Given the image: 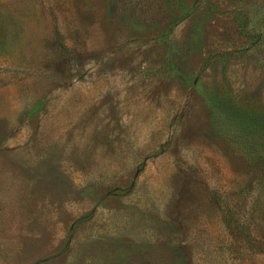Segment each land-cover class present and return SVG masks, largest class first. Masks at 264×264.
Masks as SVG:
<instances>
[{
  "label": "rangeland",
  "instance_id": "obj_1",
  "mask_svg": "<svg viewBox=\"0 0 264 264\" xmlns=\"http://www.w3.org/2000/svg\"><path fill=\"white\" fill-rule=\"evenodd\" d=\"M0 264H264V0H0Z\"/></svg>",
  "mask_w": 264,
  "mask_h": 264
}]
</instances>
